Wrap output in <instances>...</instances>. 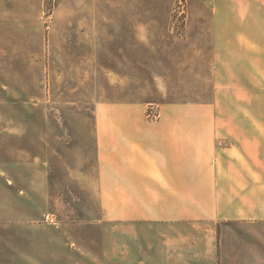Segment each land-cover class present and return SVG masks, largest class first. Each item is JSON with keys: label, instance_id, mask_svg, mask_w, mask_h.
Returning a JSON list of instances; mask_svg holds the SVG:
<instances>
[{"label": "crops", "instance_id": "1", "mask_svg": "<svg viewBox=\"0 0 264 264\" xmlns=\"http://www.w3.org/2000/svg\"><path fill=\"white\" fill-rule=\"evenodd\" d=\"M171 25V4L158 0H55L48 17L45 0H0V50L12 40L66 46L57 70L74 87H138L140 72L172 69L166 51L178 39L180 71H212L213 86L228 88L165 105L155 124L117 114L100 134L106 153L115 137V156L94 178L117 185L99 191L114 208L68 240L49 215L11 207V165L0 158V264H264V240L236 246L219 235L223 222L264 223V0H189L178 34ZM0 137L11 145L10 129Z\"/></svg>", "mask_w": 264, "mask_h": 264}, {"label": "rangeland", "instance_id": "2", "mask_svg": "<svg viewBox=\"0 0 264 264\" xmlns=\"http://www.w3.org/2000/svg\"><path fill=\"white\" fill-rule=\"evenodd\" d=\"M158 1L171 4V31L178 34L188 15L189 0ZM54 2L45 0L46 17L53 12ZM144 42L148 49L156 48L150 45L154 41ZM168 42L172 44L166 51L172 54V69L140 72L138 87L72 86L75 81L69 74L57 70L59 58L66 62L58 49L62 53L68 47H57L54 52L49 39L12 40L10 48L0 50L6 52L0 55V127L10 129L11 134V145L7 137L5 145L0 137V158L11 165L13 209L27 210L32 213L27 218L35 221L49 215L51 225L60 227L61 238L70 239L69 229L101 218L99 208H114V199H100L99 191H115L117 185H102L94 178L99 174L100 161L115 156L111 145L115 137L113 143L104 145L106 153L100 151V134L108 126L115 127L117 114L133 113L139 125L155 124L165 105L210 101L228 93V88L213 86L212 71H180L184 68V51L179 46L184 41ZM153 75L159 76L154 78L156 81L147 80ZM227 79V73H220L221 83ZM103 170L111 174L110 168ZM0 198L2 207L3 196ZM219 235L236 246L261 241L264 223L223 222L219 224Z\"/></svg>", "mask_w": 264, "mask_h": 264}]
</instances>
